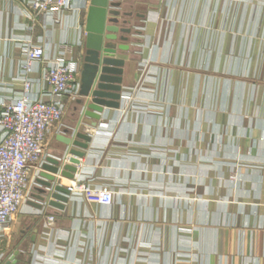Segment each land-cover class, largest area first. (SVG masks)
Listing matches in <instances>:
<instances>
[{
  "label": "crops",
  "instance_id": "obj_1",
  "mask_svg": "<svg viewBox=\"0 0 264 264\" xmlns=\"http://www.w3.org/2000/svg\"><path fill=\"white\" fill-rule=\"evenodd\" d=\"M88 5L72 0L55 23L26 18L24 0H0V102L20 91V42L41 39L51 55L68 44L83 58ZM120 11L137 31L118 54L120 107L90 128L75 176L111 184L115 201L74 194L63 209H38L34 185L1 264H264V0H124ZM144 64L157 88L137 92L135 111ZM78 99L43 162L64 151Z\"/></svg>",
  "mask_w": 264,
  "mask_h": 264
},
{
  "label": "built area",
  "instance_id": "obj_2",
  "mask_svg": "<svg viewBox=\"0 0 264 264\" xmlns=\"http://www.w3.org/2000/svg\"><path fill=\"white\" fill-rule=\"evenodd\" d=\"M24 2L25 16L32 21L48 15L51 22L57 23L72 9V0ZM33 28V24L27 26L28 31ZM18 46L22 50L20 91L0 102V248L36 185L50 138L64 127L68 103L80 97L82 59L72 57V46L60 44L53 55L41 39H27ZM36 84L39 88L34 89ZM86 179L68 180L69 198L79 194L88 204L114 203L117 192L111 184L92 185ZM41 215L45 226L51 227L55 217L44 212Z\"/></svg>",
  "mask_w": 264,
  "mask_h": 264
},
{
  "label": "water",
  "instance_id": "obj_3",
  "mask_svg": "<svg viewBox=\"0 0 264 264\" xmlns=\"http://www.w3.org/2000/svg\"><path fill=\"white\" fill-rule=\"evenodd\" d=\"M122 1L89 0L77 100L79 117L75 127L61 138L64 151L48 156L41 165L32 199L28 200L35 208H64L69 200L68 180L75 178L80 160L86 156L92 141L90 128L97 125L106 109L120 107L125 60L118 54L129 49L127 42L137 32L125 19L130 14L120 11Z\"/></svg>",
  "mask_w": 264,
  "mask_h": 264
},
{
  "label": "rangeland",
  "instance_id": "obj_4",
  "mask_svg": "<svg viewBox=\"0 0 264 264\" xmlns=\"http://www.w3.org/2000/svg\"><path fill=\"white\" fill-rule=\"evenodd\" d=\"M82 13H83V10L80 11L79 22H80V25L83 26ZM135 73L138 75V77H137V80L135 82V87L133 88V90H131V92H132L131 94H134L132 97L135 98V103H133V105L135 104V111H136L137 110V102L140 100V97L138 95H136L137 92L141 91L142 93H149V92L153 91L155 89V86L157 88V83H155V78H157V77L154 76L153 72H150L147 64H144L141 67L138 66V68L135 70ZM86 181L92 185H99L100 184L98 180H94L93 178H87ZM2 253H4V252H2Z\"/></svg>",
  "mask_w": 264,
  "mask_h": 264
}]
</instances>
